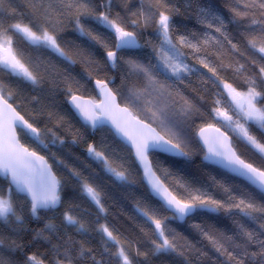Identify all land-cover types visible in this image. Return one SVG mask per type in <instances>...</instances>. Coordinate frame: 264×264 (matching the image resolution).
I'll return each instance as SVG.
<instances>
[{"label":"snow or ice","instance_id":"snow-or-ice-1","mask_svg":"<svg viewBox=\"0 0 264 264\" xmlns=\"http://www.w3.org/2000/svg\"><path fill=\"white\" fill-rule=\"evenodd\" d=\"M185 2L188 7L191 6L190 0ZM32 3L35 11L34 19L29 22L31 26L22 23H9L5 26L3 19H0V71L19 77L34 86L39 85L43 79L39 65H34L30 70L17 58L10 32L21 35L32 45L50 49L69 63H75L58 42L59 27L63 25L65 19H70L74 21L75 29L81 36L104 50L105 65L119 69L125 82L132 81L123 98V106L117 100V92L108 87L111 80L95 81L103 96L99 104L85 101L75 94L80 88L78 82L75 89L71 82L66 84L65 93L70 109L83 120L84 124L94 130L105 124L111 125L115 134L127 146L131 159L143 169V176L152 194L159 198L164 209L171 212L170 217L157 218L154 211L150 214L149 211L140 209L141 214L154 225V228L150 250L141 252L139 248H135V257H143L144 264H150L154 256L174 255L182 258L183 264H191L189 253L195 246L180 244L175 230L168 228L165 221L184 220L194 212L204 210L210 213L223 212L233 217L234 235L194 225L209 241L215 253L224 258V264H264V164L255 166L254 163L246 162L228 144L226 136L223 137V143L219 140L210 143L205 138L204 143L208 144L205 158L243 178L256 191L237 195L231 188L220 184L225 198L217 199L207 191L193 189L190 185L177 182L185 193L178 198L156 175L153 163L149 159L150 155L156 153L176 158L188 157L189 152L185 150L187 141L181 124L190 120L194 111H199L193 110L190 106H181L177 112L176 102L171 100L172 93L168 91L171 86L162 83L158 78L162 74L161 68L183 82L182 74L192 73L195 69L185 63L182 47L191 49L194 53L204 51L205 55H208L210 53L207 49L210 46L216 45L223 49L226 43L231 51L240 52L234 38L229 35V24H235L241 29L239 35L246 41L247 48L253 55L258 53L259 60L264 61V0H225V7L230 13L228 18L211 4L198 6L197 22L206 29L199 35L195 31L178 32L174 17L180 15V7L175 0H139L140 6L135 11L129 9L128 0H119V6L129 13L127 19L120 11L113 15L118 0H32ZM3 4L4 0H0V17L5 12ZM54 4L58 7H53ZM14 12V9L8 10L10 16ZM88 23L96 25V28L86 27ZM153 25L159 40V46H153V52L159 60L158 64H153L151 60L145 62L140 57L129 54L132 50L141 49L145 45H141L137 33L127 30V27L146 28ZM100 29L109 36H114V49L109 47L108 38ZM213 32L219 36L213 35ZM146 44H150V41ZM199 63L216 75L215 68L205 59H200ZM252 63L259 67L258 79L256 75L246 77L245 82L248 85L246 92H237L227 83L224 84V88L235 102L238 116L244 121V123L239 119L235 121V128L239 129L241 137L264 158V143L245 126L252 122L264 136V107L257 106L258 101L264 99V90H257L264 86V64H258L256 59H252ZM243 68L244 65L241 64L235 70L240 73ZM14 96L15 94L0 82V177L7 183L6 189L0 187V264H45L46 260L48 264H81L86 257L91 259V264H112L113 259L115 264H133L135 257L131 256L129 250L121 244L107 224L99 223V213L106 211L100 190L76 169H69L71 176L76 179L82 195L98 209L96 221L93 222L96 225L94 231L102 233V238L106 237V245L112 242L116 247V251L110 253L107 262L97 260L91 248H85L83 243L77 244L71 237L56 235L57 243H52L48 236L43 235V230H32L33 240L42 239L50 245L49 259L40 253L26 254L25 248L30 245H24L17 239L5 236V231L17 237L30 231L27 228V217L40 219L38 215L40 210H56L63 204L61 197L63 185L52 171V165L43 155L20 143L17 129L38 147L42 146L45 149L48 148V144L44 142L45 133L51 134L50 141L53 144L57 141L63 144L64 140L52 128L41 130L36 127L35 118L34 122L25 119L17 110L19 105L14 106ZM32 101L40 103L39 98L35 96L32 97ZM212 111L232 122V116L227 112H221L218 108ZM48 115L51 119L53 114ZM177 116L182 120L176 119ZM62 124L63 117H59L56 127L59 128ZM153 124L165 134L158 132ZM204 131L205 129H200L201 138H204ZM216 131L219 132V129ZM75 142L74 138L73 143ZM87 151L94 159L101 161L106 171L117 180L128 182L123 165H120L119 170L113 167L108 157L102 151H97L92 144L88 145ZM53 161L58 166L68 167L63 160L56 158L55 154ZM163 174L167 177L170 173L165 169ZM14 193L18 199H14ZM75 207L78 206L70 205L65 209L62 213V223L65 227H75L77 232L87 233L88 226L73 214ZM237 215L239 219L236 218ZM248 223L255 224L256 228H249ZM44 228L53 234L58 231L57 226L52 223H46ZM6 239L9 240L7 244ZM108 251L106 246L104 252ZM17 253L22 254V260L15 259ZM196 253L198 257L207 255L198 249Z\"/></svg>","mask_w":264,"mask_h":264},{"label":"trees","instance_id":"trees-1","mask_svg":"<svg viewBox=\"0 0 264 264\" xmlns=\"http://www.w3.org/2000/svg\"><path fill=\"white\" fill-rule=\"evenodd\" d=\"M175 2L180 7V15L174 17V23L179 33L195 31L199 35L206 31L197 22L198 6L204 7L211 4L222 12L225 18L230 16L225 7V0H190V7L187 6L185 0H175ZM139 6V0H128L130 10L135 11ZM3 7L5 12L0 19H3L5 26L9 23H22L31 26L29 22L34 19V11L24 0H10V2L9 0H4ZM240 7L243 10V4ZM145 8H147V4ZM9 9L15 10L11 16L8 14ZM116 11H120L121 15L126 19L129 18V13L124 11L122 6H119V0L117 6H114L113 15ZM72 25L75 27L74 21H72ZM85 26L96 28V25L91 23ZM127 30L135 31L139 43L145 45L143 48L131 51L129 54L140 57L145 62L151 60L155 64L153 46H157L159 40L155 33L154 25L146 28L143 26L140 28L129 26ZM100 31L108 38L109 47L114 49V36H109L103 29H100ZM240 31L241 29H238L235 24L228 25L229 35L234 38V42L237 43L240 52L231 51L230 46L226 43L223 49L216 45L210 46L207 49L208 53H210L208 55H205L204 51L194 53L191 49L182 47L181 51L185 54V63L189 64L195 71L182 74L183 82L166 75L162 71V74L158 76L162 83L171 86L168 91L172 93L171 100L176 102L177 112L181 106H190L193 110H199L198 112L194 111V115L190 120L181 124L184 138L187 141L185 150L189 152L188 157L173 158L159 154L150 155V160L157 176L160 177L169 191L178 198L185 195V193L177 182L190 185L193 189L199 188L207 191L217 199L225 198L223 191L219 187L220 184L231 188L237 195H242L246 192L255 193V190L242 181L202 163L203 151L196 140V132L204 126L211 125L209 119L215 118L216 113L212 111L214 108L219 109L221 107L228 110L225 83L231 84L237 92H246L248 87L245 82L246 77L256 75L258 79L259 67L257 64L252 63V59H256L258 64H264V61L259 60L258 53L253 55L251 50L247 48L246 41L239 35ZM9 35L13 38V48L17 53V58L30 70L34 65H39L43 79L39 85L34 86L19 77L0 71V82L6 86V89L11 90L15 94L14 106L19 105L17 110L20 111L21 115L25 116V119L29 120V122H34L33 118H35L36 127L41 130L52 128L53 131L57 132V135L63 138V144L59 141L53 144L50 141L51 134L45 133L44 142L48 144V148L45 149L42 146L38 147L31 139L19 134L21 144L43 155L49 164L52 165V171L63 185L61 191L63 204L57 210L38 213L40 219L27 217V228L30 231L21 233L19 237L5 231V236L10 237V239H17L19 243L24 245H30L25 248L26 254L40 253L43 256H48L49 259L50 245L42 239L33 240L34 231L32 230H43V235L48 236L52 243H57L56 235L65 238L71 237L77 244L83 243L85 248H91L97 260L107 262L110 253L115 252L116 247L110 242L106 245L105 237L102 238L103 234L94 231L96 225L93 222L96 221L98 209L82 195L76 179L71 176L69 169H76L90 183L97 186L101 192L102 202L106 211L99 213V223L107 224L121 244L125 245L129 250L131 256L135 257V248H139L141 252H148L151 247L150 240L154 226L141 214L140 209L149 211L150 214L154 211L157 218L170 217L171 214L166 212L149 195L147 188L142 182L140 172L131 159L128 148L122 145L109 129L99 128L92 132L90 128L81 124L69 109L67 105L68 97L65 93L66 84L71 82L75 89L78 82L80 88L75 94L97 101L93 82L97 79L105 80V82L111 80L108 85L114 92H117L119 102L123 105V98L127 94V89L131 86L132 81L125 82L119 69H113L105 65L104 50L98 45H92L86 37L80 34L78 36L76 31H73L72 35L84 47L85 59L81 63H69L47 48L30 44L19 34L10 32ZM213 35L219 36L218 33L214 32ZM149 41L150 44H146ZM241 52L243 55H241ZM200 59H205L211 67H214L216 75H213L208 68L199 63ZM94 62H99V64ZM241 64L244 65V68L240 73H237L235 69ZM45 69L47 71H44ZM257 90H264V86ZM34 96L39 98L40 103L32 101ZM257 105L258 107H264V99L259 100ZM49 113L53 114L51 119H49ZM59 117H63V124L57 128ZM176 119L182 120L180 116H177ZM153 127L162 132L157 125L153 124ZM246 127L264 143V136L253 123L248 122ZM221 129L231 138L233 148L242 159L246 160V162L254 163L255 166L264 164V158L246 142L239 141L223 127ZM74 138L75 143H73ZM89 144L95 146L97 151H102L113 167H117L119 170L120 165H123L128 175V182L117 180L106 171L101 161L88 156L87 148ZM242 149L245 154L242 153ZM53 154H55L56 158L63 160L68 167L65 168L54 163ZM165 169L170 173L167 177L163 174ZM0 187L7 188L5 180L0 179ZM14 199H18L15 194ZM257 199H259V196H257ZM70 205L78 206L73 209V214L81 218L82 222L88 226L89 230L87 233L77 232L75 227H65L62 223V213ZM236 218L239 219V215ZM46 223L56 225L57 233L53 234L46 230L44 228ZM165 223L168 228L175 230L180 244L186 243L195 246L189 253L191 264H224V258L215 253L209 241L202 236L194 225H201L212 231L234 235L235 224L232 216L223 212L210 213L198 210L183 224H178L174 219H169ZM247 226L256 228V225L251 223H248ZM8 242L9 240L6 239L5 243L7 244ZM106 246L109 250L107 253L104 252ZM196 249L207 253V255L198 257ZM5 254L7 255L6 249ZM15 259L22 260V254L17 253ZM45 264H48L47 260ZM81 264H91V259L86 257L84 261H81ZM112 264H115L114 259ZM133 264H144L143 257H135ZM150 264H183V261L178 256L159 255L152 257Z\"/></svg>","mask_w":264,"mask_h":264},{"label":"rangeland","instance_id":"rangeland-1","mask_svg":"<svg viewBox=\"0 0 264 264\" xmlns=\"http://www.w3.org/2000/svg\"><path fill=\"white\" fill-rule=\"evenodd\" d=\"M24 2L33 11H35L34 6H33V3H32V0H24ZM53 7H58V5L54 4ZM33 30H35V28H33ZM73 31H76V30H75L74 25H72V20L65 19L64 22H63V25L59 27L58 42L60 43L61 47L65 49V51L68 53V55H70L75 62L81 63L85 59L84 58V47L82 46V44L80 43V41L75 36L72 35V32ZM77 34L79 36V33L78 32H77ZM158 46H159V43H158L157 47ZM48 50H50V49H48ZM54 54H56V53H54ZM153 57H154L155 64H158L159 63V60L157 58L156 53H153ZM161 71L163 73H165L166 75H168L170 77H173V76H171L170 72L164 71L162 68H161ZM173 78H176V77H173ZM225 93H226V96H227L228 110L225 109V108H221V107L219 108V110L221 112H227V114L229 116H232V122H229L228 120H226L222 115H217V114L215 115V118H210L209 119V122H211V125L212 126H215L218 129H221L223 127L227 132L232 133L239 141L246 142L241 137L240 132H239V129L238 128H235V121H237L238 119L240 120L241 123H244V121H243V119L241 117L238 116V114H237L238 113V109H236L235 102L232 100V97L229 95V92H228L227 89H225ZM117 98H118V94H117ZM97 100H98V98H97ZM118 102H119V99H118ZM158 132H160V131H158ZM161 134L164 135L165 133L164 132H161ZM18 137H19V133H18ZM166 138H168V137L166 136ZM248 145L251 148H253L250 144H248ZM236 153H237V151H236ZM242 153L245 154V151L243 149H242Z\"/></svg>","mask_w":264,"mask_h":264},{"label":"water","instance_id":"water-1","mask_svg":"<svg viewBox=\"0 0 264 264\" xmlns=\"http://www.w3.org/2000/svg\"><path fill=\"white\" fill-rule=\"evenodd\" d=\"M135 50H137V49H135ZM135 50H132V51H135ZM95 81H96V80H95ZM95 81L93 82V89H94V91H95V93H96V95H97L98 100L95 102V101H92V100L89 99V98H84V97H82V99L85 100V101H89V102H91V103L99 104L100 101L103 99V96H102V94L100 93V90L96 87V85H95ZM108 87L110 88L109 85H108ZM78 96H79V95H78ZM80 97H81V96H80ZM117 100H118V98H117ZM67 105H68V107H69V109H70V106H69L68 103H67ZM70 110H71V109H70ZM71 112L75 115V117L79 120V122H80L81 124H83L84 126H87L88 128H90L92 132L95 131V130H97V129H99V128H97V129H95V130L92 129L90 126L84 124L83 120H82L78 115H76V114L74 113L73 110H71ZM100 128H107V129H109V130L113 133V135L115 136V138H116V139H117L122 145H124L125 147H127V146L121 141V139L115 134V132L112 130L110 124H105L103 127H100ZM202 128L205 129V131H204V138H201V136L199 135V132H200V129H201V128L196 132V140H197V142H198V145L200 146V148H201L202 151H203V156L201 157V162L204 163V164H206V165H208V166L214 167V168L220 170L221 172H223L224 174H226V175H228V176H230V177H233V178H235V179H238V180L242 181L243 183L247 184V182H246L243 178L238 177V176H235L233 173L229 172L226 168L222 167V166L219 165V164L213 163L212 161L207 160V159L205 158L206 154L208 153V144H205V143H204V139H205V138L208 139V141H209L210 143H211L213 140H219L221 143H223V137L226 136V137L228 138V144H230L232 148H233V146H232L231 138H230V137H229V136H228L223 130L219 129V132H217L216 129H218V128L215 127V126H212V125H211V127H209V125H208V126H204V127H202ZM17 130H19V129H17ZM221 134H223V135H221ZM17 135H18V133H17ZM20 143H21V142H20ZM233 149H234V148H233ZM234 150H235V149H234ZM156 154L163 155V156H166V157H171V156H169V155H167V154H164V153H156ZM87 155L90 156L89 153H88V151H87ZM173 158H176V157H173ZM149 159H150V157H149ZM136 166H137V168H138V170H139V172H140L142 182H143L144 186L147 188L149 195H150L155 201H157V202L162 206V202L159 200V198L152 194V192H151V190H150V186L148 185L147 180H146V179L144 178V176H143V169H142L139 165H137V164H136ZM153 170H154V168H153ZM154 171H155V170H154ZM156 175H157V174H156ZM0 178L4 180L3 177H0ZM247 185H248V184H247ZM248 186H249V185H248ZM250 187H251V186H250ZM251 188H252V187H251ZM252 189L255 190L254 188H252ZM255 191H256V190H255ZM90 202H91V201H90ZM91 203H92V202H91ZM92 204H93V203H92ZM162 207H163V206H162ZM163 208H164V207H163ZM56 210H57V209H56ZM40 211H44V212H45V211H50V210H43V209H42V210H40ZM165 211L171 214V212L167 211L166 209H165ZM194 214H195V212H194L192 215H190V216H188V217H185L184 220H176V222H177L178 224H183L187 219H189L190 217H192ZM105 239H106V237H105ZM110 243H112V242H110Z\"/></svg>","mask_w":264,"mask_h":264},{"label":"flooded vegetation","instance_id":"flooded-vegetation-1","mask_svg":"<svg viewBox=\"0 0 264 264\" xmlns=\"http://www.w3.org/2000/svg\"><path fill=\"white\" fill-rule=\"evenodd\" d=\"M17 132H18L19 134H21V133H20V130H17ZM0 179H1V178H0ZM14 194H15V193H14ZM14 194H13V197H14ZM93 205H94V204H93ZM46 212H49V211H45V212H44V211H39V213H46Z\"/></svg>","mask_w":264,"mask_h":264}]
</instances>
